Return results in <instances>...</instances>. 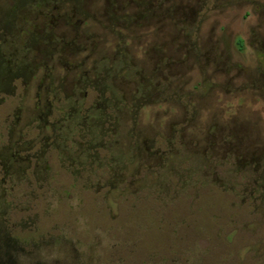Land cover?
<instances>
[{"label":"rangeland","instance_id":"obj_1","mask_svg":"<svg viewBox=\"0 0 264 264\" xmlns=\"http://www.w3.org/2000/svg\"><path fill=\"white\" fill-rule=\"evenodd\" d=\"M0 264H264V0H0Z\"/></svg>","mask_w":264,"mask_h":264}]
</instances>
